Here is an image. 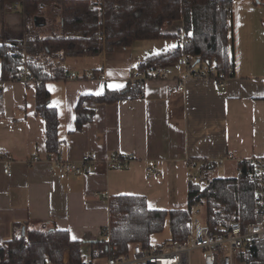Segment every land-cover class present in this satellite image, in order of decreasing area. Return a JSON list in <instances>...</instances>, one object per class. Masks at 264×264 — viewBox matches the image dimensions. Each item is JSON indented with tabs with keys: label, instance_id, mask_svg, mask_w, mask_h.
Returning <instances> with one entry per match:
<instances>
[{
	"label": "crops",
	"instance_id": "1",
	"mask_svg": "<svg viewBox=\"0 0 264 264\" xmlns=\"http://www.w3.org/2000/svg\"><path fill=\"white\" fill-rule=\"evenodd\" d=\"M229 12L234 75L220 81L188 77L180 62L158 64L160 75L147 81L139 97L88 102L94 116L79 131L74 120L81 95L116 89L109 84L126 85L135 63L175 47L177 39L139 40L147 44L138 50L102 51L89 56L96 60L88 61L83 74L69 63L65 79L47 82L59 114L63 158L117 151L133 157L127 169L98 164L94 176H51L45 123L35 114V82L0 78V242L12 236L15 223L51 224L68 230L71 238L101 239L111 195H143L153 209L186 208L188 181L205 160L223 159L237 167L239 160L264 156V4L233 0ZM23 20L18 9L2 13L0 8V44L23 38ZM71 72L76 77H68ZM181 81L184 89L177 91ZM3 152L12 158L11 176L3 172ZM33 156L39 159L33 162ZM84 247L88 252L89 245Z\"/></svg>",
	"mask_w": 264,
	"mask_h": 264
},
{
	"label": "trees",
	"instance_id": "2",
	"mask_svg": "<svg viewBox=\"0 0 264 264\" xmlns=\"http://www.w3.org/2000/svg\"><path fill=\"white\" fill-rule=\"evenodd\" d=\"M253 1L264 4L263 0ZM231 6L232 0H0L2 13L18 9L24 19L23 38L0 44V78L18 80L24 60L35 78V114L45 123L46 151L54 155L61 144L59 114L50 103L47 82L67 77L69 58L95 56L115 47H129L138 40L177 39L175 47L139 61L141 67L186 58L194 72L220 81L234 75V57L228 47ZM35 18L43 21L34 22ZM182 32L187 36L180 43ZM97 72L94 69L91 76L97 77ZM141 92L127 82L119 89L81 95L75 105V130H81L94 116L88 102L111 104L139 97ZM201 171L206 181H188L186 208L153 209L143 195H111L109 223L102 228L101 239H73L68 230L51 224L34 227L15 223L12 236L0 242V264H45L47 260L61 264L66 249L70 264H80L86 244L92 256L105 254L106 234L117 252L123 253L133 243H153L151 236L166 225L169 238L163 241L180 242L189 232L194 204H204L205 220L212 229L232 216L242 223L253 219L254 188L245 176L211 177L205 162ZM234 264H264V240H249Z\"/></svg>",
	"mask_w": 264,
	"mask_h": 264
},
{
	"label": "built area",
	"instance_id": "3",
	"mask_svg": "<svg viewBox=\"0 0 264 264\" xmlns=\"http://www.w3.org/2000/svg\"><path fill=\"white\" fill-rule=\"evenodd\" d=\"M186 36L187 34L182 32L178 38L179 42L182 43ZM179 62L187 68L188 77H202L200 73L193 71L186 58H182ZM18 75V80L35 81L34 76L28 72L24 60ZM159 75L160 66L158 64L142 68L141 64L137 62L128 83L131 87L144 91L147 81ZM68 77L74 78L76 74L71 72ZM183 89L184 83L181 81L177 84L176 90L182 91ZM38 159V156L32 157L33 162ZM132 159L131 155L112 151L103 157H99L96 152H86L78 160H66L60 149L56 154L46 157V161L50 164V175L60 179L68 176H94L97 174L98 164L111 170L127 169ZM1 161L4 174L11 176V156L7 152H3ZM241 161L237 164V175L245 176L254 188V213L251 221L242 223L239 217L232 216L225 224L216 225L212 229L205 219L199 217L201 210L198 205L200 204H194L189 222L190 229L183 241L166 240L148 245L133 243L127 251L118 253L116 245L110 243L109 236L106 234L105 254L92 256L88 251L87 256L80 264H193L191 254L194 251L199 252V264H234L235 256L249 240H264V156H253ZM223 163V159L205 160L208 174L210 175L217 166H221ZM150 173L153 171L150 170ZM206 178V174L201 170L198 174L191 176L192 180L202 183L206 181ZM45 264L54 263L47 260ZM61 264H70L67 249L63 253Z\"/></svg>",
	"mask_w": 264,
	"mask_h": 264
},
{
	"label": "rangeland",
	"instance_id": "4",
	"mask_svg": "<svg viewBox=\"0 0 264 264\" xmlns=\"http://www.w3.org/2000/svg\"><path fill=\"white\" fill-rule=\"evenodd\" d=\"M233 1V0H232ZM43 20L42 18H38L37 22L41 23ZM49 22V21H48ZM181 26V24H180ZM174 27H170L169 29L171 30H175L176 28ZM164 40H170L171 42H173L175 39H164ZM145 41H134L130 46H133L132 48H137L141 45V44H147V43H142ZM148 42V44H153L151 42L153 41H146ZM90 58V59H89ZM96 59L86 56V57H74V58H69L68 59V64L70 63L74 68L77 69V71H79V74H83L84 72H86V66L87 64H89L88 61H95ZM91 65V64H90ZM93 67V65L91 66ZM237 174V167L235 165L234 162H227L221 166H218L214 169V171L210 174L211 177H230V176H235ZM198 207L201 210V215L199 216L201 219H205V206L204 204H200L198 205ZM39 226V225H38ZM37 227V226H34ZM169 238V228L166 225L164 230L159 232V233H155L151 236L150 240L153 243L156 242H160L163 241L165 239ZM85 248V247H84ZM85 253H83V256H87V252L85 251V249L83 250ZM191 258H192V262L193 264H199L200 263V256H199V252L198 251H194L191 254Z\"/></svg>",
	"mask_w": 264,
	"mask_h": 264
},
{
	"label": "snow or ice",
	"instance_id": "5",
	"mask_svg": "<svg viewBox=\"0 0 264 264\" xmlns=\"http://www.w3.org/2000/svg\"><path fill=\"white\" fill-rule=\"evenodd\" d=\"M101 87H103V85ZM108 87L118 89V88L123 87V85L122 84H109ZM73 239H75V237H73Z\"/></svg>",
	"mask_w": 264,
	"mask_h": 264
},
{
	"label": "water",
	"instance_id": "6",
	"mask_svg": "<svg viewBox=\"0 0 264 264\" xmlns=\"http://www.w3.org/2000/svg\"><path fill=\"white\" fill-rule=\"evenodd\" d=\"M23 230V229H22Z\"/></svg>",
	"mask_w": 264,
	"mask_h": 264
}]
</instances>
